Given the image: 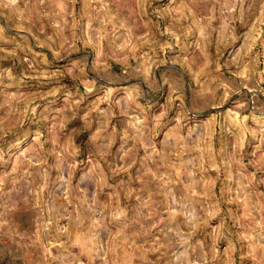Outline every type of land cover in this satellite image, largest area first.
<instances>
[{
  "label": "rangeland",
  "instance_id": "obj_1",
  "mask_svg": "<svg viewBox=\"0 0 264 264\" xmlns=\"http://www.w3.org/2000/svg\"><path fill=\"white\" fill-rule=\"evenodd\" d=\"M0 264H264V0H0Z\"/></svg>",
  "mask_w": 264,
  "mask_h": 264
}]
</instances>
